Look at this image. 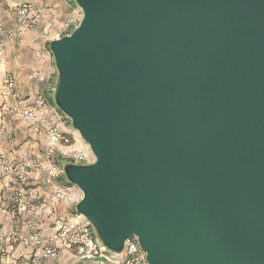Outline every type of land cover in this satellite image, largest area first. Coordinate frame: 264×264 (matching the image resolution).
I'll return each mask as SVG.
<instances>
[{
  "label": "water",
  "instance_id": "95a60500",
  "mask_svg": "<svg viewBox=\"0 0 264 264\" xmlns=\"http://www.w3.org/2000/svg\"><path fill=\"white\" fill-rule=\"evenodd\" d=\"M56 108L93 160L75 211L146 264H264V0H74Z\"/></svg>",
  "mask_w": 264,
  "mask_h": 264
},
{
  "label": "crops",
  "instance_id": "0c3cea01",
  "mask_svg": "<svg viewBox=\"0 0 264 264\" xmlns=\"http://www.w3.org/2000/svg\"><path fill=\"white\" fill-rule=\"evenodd\" d=\"M21 3L32 6L37 17L35 31L17 23L14 8ZM80 18L81 11L74 0H0V264H33L38 247L23 242L30 234L27 222H32L41 237L47 239L53 218L66 219L76 214L79 191L65 177L53 180L46 174L53 166L66 164L59 158V147L53 146L43 132H36L31 121L19 112L36 109L41 119H50L60 132L69 135L71 149L89 154L69 119L54 104L57 74L49 51L51 41L66 35L62 26L69 23L68 31H73ZM6 78L14 82L13 93L3 84ZM9 163L38 164L41 169L30 172L22 183L15 173L3 170ZM61 187L69 190L71 201L51 204L49 196ZM36 264L72 262L69 254L62 252L57 260Z\"/></svg>",
  "mask_w": 264,
  "mask_h": 264
},
{
  "label": "built area",
  "instance_id": "2783aa9c",
  "mask_svg": "<svg viewBox=\"0 0 264 264\" xmlns=\"http://www.w3.org/2000/svg\"><path fill=\"white\" fill-rule=\"evenodd\" d=\"M14 16L17 23L25 29L35 31L37 17L31 5L27 3L17 5L14 8ZM68 28L69 23L62 26V32H65L66 35L72 32H69ZM2 48L3 46L0 43V52ZM3 84L8 92L13 93L14 82L12 79H4ZM40 106L43 105L40 104ZM19 113L31 121L32 128L36 132H43L53 146L59 147V158L64 160L66 164L86 165L92 162L88 155L71 149L72 140L69 135L60 132L50 119H41L36 109L22 110ZM63 166H53L46 170L47 177L53 180L64 177ZM40 169L41 165L28 163H9L3 166L5 172L15 173L17 180L22 183L27 181L30 172L37 173ZM71 199L72 196L69 190L61 187L49 196L48 201L51 204H59L68 203ZM35 212L37 213L36 209ZM50 227L51 233L47 239H43L32 222L26 223V228L30 231V234L23 239V242L38 247V252L32 258L33 264L40 261L57 260L62 252L69 254L72 264H146L145 253L140 249L135 237L126 239L119 253L110 252L100 243L88 221L78 213L71 214L66 219L53 218Z\"/></svg>",
  "mask_w": 264,
  "mask_h": 264
},
{
  "label": "rangeland",
  "instance_id": "374dc122",
  "mask_svg": "<svg viewBox=\"0 0 264 264\" xmlns=\"http://www.w3.org/2000/svg\"><path fill=\"white\" fill-rule=\"evenodd\" d=\"M86 145V144H85ZM86 147H87V145H86ZM87 149H88V147H87ZM87 153H89V150H88V152ZM88 155V157H89V159L90 160H93V158H92V156L90 155V153L89 154H87Z\"/></svg>",
  "mask_w": 264,
  "mask_h": 264
},
{
  "label": "trees",
  "instance_id": "16d2710c",
  "mask_svg": "<svg viewBox=\"0 0 264 264\" xmlns=\"http://www.w3.org/2000/svg\"><path fill=\"white\" fill-rule=\"evenodd\" d=\"M68 183V182H67ZM69 185H71L70 183H68Z\"/></svg>",
  "mask_w": 264,
  "mask_h": 264
}]
</instances>
